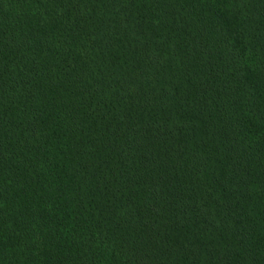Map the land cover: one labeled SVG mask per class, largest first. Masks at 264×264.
Listing matches in <instances>:
<instances>
[{
    "label": "trees",
    "instance_id": "obj_1",
    "mask_svg": "<svg viewBox=\"0 0 264 264\" xmlns=\"http://www.w3.org/2000/svg\"><path fill=\"white\" fill-rule=\"evenodd\" d=\"M0 264H264V0H0Z\"/></svg>",
    "mask_w": 264,
    "mask_h": 264
}]
</instances>
